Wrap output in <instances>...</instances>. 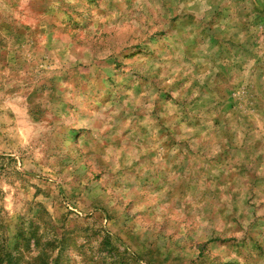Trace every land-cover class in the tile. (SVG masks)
I'll return each instance as SVG.
<instances>
[{
  "label": "rangeland",
  "instance_id": "1",
  "mask_svg": "<svg viewBox=\"0 0 264 264\" xmlns=\"http://www.w3.org/2000/svg\"><path fill=\"white\" fill-rule=\"evenodd\" d=\"M0 264H264V0H0Z\"/></svg>",
  "mask_w": 264,
  "mask_h": 264
}]
</instances>
